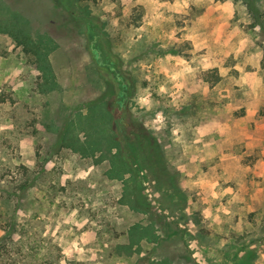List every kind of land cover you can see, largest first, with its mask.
<instances>
[{"label": "rangeland", "instance_id": "1", "mask_svg": "<svg viewBox=\"0 0 264 264\" xmlns=\"http://www.w3.org/2000/svg\"><path fill=\"white\" fill-rule=\"evenodd\" d=\"M54 1L0 0V264H264V0ZM23 18L58 89L4 31ZM138 125L175 206L123 143Z\"/></svg>", "mask_w": 264, "mask_h": 264}, {"label": "trees", "instance_id": "2", "mask_svg": "<svg viewBox=\"0 0 264 264\" xmlns=\"http://www.w3.org/2000/svg\"><path fill=\"white\" fill-rule=\"evenodd\" d=\"M219 1H224V0H219ZM54 2L59 6L61 5V2L59 0H55ZM248 6L251 7V9L254 8L250 3L248 4ZM21 21L23 22L24 26L26 27L25 30L27 31L22 30L21 26L13 27L14 24L11 26L10 30L4 29V31L5 30L11 31L12 35L15 37L16 41L19 44L24 45L25 48H29L35 51L36 57L38 58V65H39L38 69L39 71L42 72V77L45 80V82H47L43 90L50 91V90L58 89L59 84L57 83V80L54 78L51 72V68L49 67V62H48L49 61L48 54L50 52L51 47L46 45L44 41L42 42L43 38H41L39 40V43L36 44L34 39L31 38L30 36L31 34L30 26H29L30 21L25 18H23V20ZM46 41H49V40L46 39ZM37 45L39 46L37 47ZM110 72L113 73L111 70L109 71V74L111 77L110 79H113V81L115 79L118 82L117 77L113 78ZM100 78L102 79L104 86H105L104 93L106 95H116L117 98L119 99L117 102L119 107L124 106L123 110H125L127 108V103L129 102L128 100L129 96L127 97V95H132L135 90L134 79L125 77V80L127 82L125 85L124 82H122L120 78L119 80L121 82H118L117 84L115 83L111 84V82H108V80L101 77V75H100ZM128 90H129V93H128ZM104 97L105 95L102 96L103 99ZM103 99L102 101L105 102ZM124 103H126V105ZM113 123L114 125H116V129L118 128L120 129L122 127L124 128L126 126V124L124 123V116L118 115L117 118L113 119ZM136 130L139 131L138 133H134L136 136V139H134L133 141L126 140L125 142H123L124 145L127 144L129 148H131V150L133 151L132 153L133 155L131 158L132 159L137 158L141 163L145 164L146 169L150 171V174L153 177L154 181H156L157 186L158 184L160 185L158 186L159 190L167 191V189H169V191H172L174 193V194H170L168 196V199L171 201V205H174V206L177 205L176 204L177 202H172L173 197H177V199L180 201L185 200V198L183 194L180 192L179 188L175 185L174 176L170 175L166 171L165 161H164L163 153H162L159 142L157 141V139L151 136V133L149 131H145L140 125L137 126ZM133 132H134V129H133ZM115 145H117V148H119V144L116 143ZM109 149H111V146H109ZM113 157L114 158L112 160V164H113L112 172L115 170V172H113L114 174L123 173L124 168L126 167V165H128V162L123 159H120V156L117 154H115ZM116 177H119L120 179L122 178L121 175H117ZM134 187H135L134 191L136 192L135 195H133L132 193V197H129V199L126 202H128L130 204V207H132L133 209L143 210L146 213H148L147 209L145 208L146 200L140 191L141 184L135 182ZM157 221H158L157 219H153L152 223H156ZM133 233L132 235L134 237L136 233L134 234ZM199 236L204 237L205 235L204 233H199ZM131 242L134 243L135 241L132 240ZM251 260H252L251 255L247 254L246 257L242 260V263L250 264ZM152 264H176V263L171 258H166L164 260H161V261H158Z\"/></svg>", "mask_w": 264, "mask_h": 264}]
</instances>
